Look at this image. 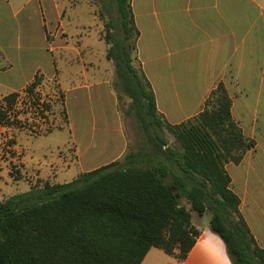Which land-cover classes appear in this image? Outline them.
Listing matches in <instances>:
<instances>
[{"label":"trees","instance_id":"trees-1","mask_svg":"<svg viewBox=\"0 0 264 264\" xmlns=\"http://www.w3.org/2000/svg\"><path fill=\"white\" fill-rule=\"evenodd\" d=\"M106 2V58L115 65L118 100L129 99L127 112L145 142L138 151L70 182L46 181L0 202V264H142L152 248L182 262L201 235L193 214L207 212L233 264H264V247L240 210L226 168L242 162L256 142L234 120L225 85H218L197 116L170 123L137 65L140 32L131 0ZM45 81L38 72L22 93L3 97L0 125L16 123L12 114L22 94L39 107ZM59 98L68 124L64 93ZM163 133L178 146H169Z\"/></svg>","mask_w":264,"mask_h":264},{"label":"crops","instance_id":"crops-1","mask_svg":"<svg viewBox=\"0 0 264 264\" xmlns=\"http://www.w3.org/2000/svg\"><path fill=\"white\" fill-rule=\"evenodd\" d=\"M131 2L140 32L137 65L152 84L158 109L167 120L180 124L197 116L223 83L232 99L234 120L256 142L242 162H231L226 168L232 189L241 199L240 210L264 247V0ZM63 20L58 0H0V100L13 92L22 93L38 72L47 81L58 77L54 51L70 49L61 38ZM107 62L101 67L90 60L84 65L81 81L73 80L65 89L60 83L69 126L72 107L87 116L88 108L109 105L123 120L114 88L115 65ZM107 121L103 114L99 117L102 127ZM5 131L0 125V144ZM73 144L82 166L83 152L76 134ZM86 145L93 146V141L86 139ZM91 148L85 150L90 156ZM116 149L119 152L111 162L127 152L126 131ZM89 159L88 165L97 161L94 156ZM99 167L101 164L82 167L81 173ZM198 227L201 235L186 260L180 262L162 249L152 248L142 264H224L225 256L233 264L224 240L212 230Z\"/></svg>","mask_w":264,"mask_h":264},{"label":"rangeland","instance_id":"rangeland-1","mask_svg":"<svg viewBox=\"0 0 264 264\" xmlns=\"http://www.w3.org/2000/svg\"><path fill=\"white\" fill-rule=\"evenodd\" d=\"M58 1L64 14L61 38L70 49L54 51L58 77L53 81H45L41 87L43 98L40 106L32 107L22 94L12 114L16 123L5 128L0 144V202L27 193L32 188L36 189L46 181L54 184L70 182L81 175L82 167L92 168L108 164L118 154L119 150L116 148L122 143L125 131L128 137L126 154L138 151L145 142L136 119L127 112L129 99L125 96L121 103L118 100L123 122L119 120L117 111L109 105H98L99 109L88 108L87 116L79 108L72 107L70 126L69 122L66 124L63 106L59 100V94L64 93L61 84L65 89L73 80L81 81L84 65L90 60L101 64V67L108 63L105 53L109 45L104 40L107 0ZM115 83L116 77L114 88L118 92ZM44 102L50 104L51 108L45 109ZM102 114L108 120L106 127H102L99 122ZM50 128L54 131L44 134ZM74 134L81 142L79 149L83 152L82 166L78 162L73 144ZM162 136L167 138L169 146H178L170 134L163 133ZM86 139L92 140L93 146L86 145ZM86 148H91V154L97 160L89 165L87 160L90 162L89 158L92 156L88 155L89 151L85 152ZM17 170L21 173L20 177L16 174ZM181 202L190 208L186 200ZM193 221L197 226L211 230L209 212L204 215L194 213Z\"/></svg>","mask_w":264,"mask_h":264},{"label":"clouds","instance_id":"clouds-1","mask_svg":"<svg viewBox=\"0 0 264 264\" xmlns=\"http://www.w3.org/2000/svg\"><path fill=\"white\" fill-rule=\"evenodd\" d=\"M224 264H230V261L228 260L227 256H225Z\"/></svg>","mask_w":264,"mask_h":264}]
</instances>
